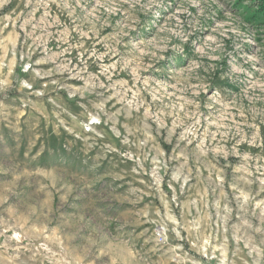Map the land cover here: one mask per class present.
<instances>
[{
	"label": "rangeland",
	"instance_id": "rangeland-1",
	"mask_svg": "<svg viewBox=\"0 0 264 264\" xmlns=\"http://www.w3.org/2000/svg\"><path fill=\"white\" fill-rule=\"evenodd\" d=\"M258 3L0 0V264H264Z\"/></svg>",
	"mask_w": 264,
	"mask_h": 264
},
{
	"label": "trees",
	"instance_id": "trees-1",
	"mask_svg": "<svg viewBox=\"0 0 264 264\" xmlns=\"http://www.w3.org/2000/svg\"><path fill=\"white\" fill-rule=\"evenodd\" d=\"M247 0H235L237 5H242L241 3H244ZM257 9H254L251 5H247V7H243V16L246 18V22L248 23H255L264 21V2L263 0H259V3L257 5ZM249 7V8H248ZM251 8V10H250ZM250 11V12H249ZM248 26H253L251 24H248ZM181 58L176 59V62H180Z\"/></svg>",
	"mask_w": 264,
	"mask_h": 264
}]
</instances>
